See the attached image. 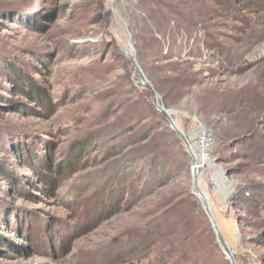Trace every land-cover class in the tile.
Returning a JSON list of instances; mask_svg holds the SVG:
<instances>
[{
	"label": "rangeland",
	"instance_id": "1",
	"mask_svg": "<svg viewBox=\"0 0 264 264\" xmlns=\"http://www.w3.org/2000/svg\"><path fill=\"white\" fill-rule=\"evenodd\" d=\"M155 96L264 264V0H0V264H231Z\"/></svg>",
	"mask_w": 264,
	"mask_h": 264
},
{
	"label": "water",
	"instance_id": "2",
	"mask_svg": "<svg viewBox=\"0 0 264 264\" xmlns=\"http://www.w3.org/2000/svg\"><path fill=\"white\" fill-rule=\"evenodd\" d=\"M133 66H134L135 70L138 72V74H139V76H140L143 84L147 86V80H146L145 75L143 74L142 70L139 68V66L136 63H133ZM155 102H156L159 110L165 116H167V118H168V120H169L172 128L180 135V137L183 139V141H184L187 149L191 152L192 147H191V143H190L188 137L179 128V126L177 125V123L171 118V115H170L169 111L159 105L156 96H155ZM193 189H194V192L197 193L198 197L203 202V206H204L205 212H206L207 216L209 217V219H210V221H211V223L213 225L214 230L216 231L218 240H219L221 246L223 247V249L225 250V252L227 254V258L230 260L231 264H237L236 261H235V259H234V257H233V253L230 251L229 246L225 242V240H224V238H223V236H222V234L220 232V229H219V226L217 224V221H216L214 215L211 212V209H210L208 200L206 198V195L203 193V191L201 190V188H200V186H199V184L197 182H194V188Z\"/></svg>",
	"mask_w": 264,
	"mask_h": 264
},
{
	"label": "built area",
	"instance_id": "3",
	"mask_svg": "<svg viewBox=\"0 0 264 264\" xmlns=\"http://www.w3.org/2000/svg\"><path fill=\"white\" fill-rule=\"evenodd\" d=\"M214 142L213 136L211 133L206 130H200L197 134L195 145L191 144L192 150L191 152L188 150L189 154L193 159L192 164V175H193V183L197 182L200 184L201 176L203 173V169L205 168L206 161L209 155V148ZM197 195L196 192H194Z\"/></svg>",
	"mask_w": 264,
	"mask_h": 264
},
{
	"label": "trees",
	"instance_id": "4",
	"mask_svg": "<svg viewBox=\"0 0 264 264\" xmlns=\"http://www.w3.org/2000/svg\"><path fill=\"white\" fill-rule=\"evenodd\" d=\"M212 1H214L215 4L220 5L221 7H224V8H231L234 5H239V0H235V1L233 0H212ZM32 88L33 90H36L37 92L41 91L38 85H33ZM42 91H43L42 93H45L44 89H42ZM109 264H118V263L111 262ZM127 264H144V263L131 261V262H128Z\"/></svg>",
	"mask_w": 264,
	"mask_h": 264
}]
</instances>
